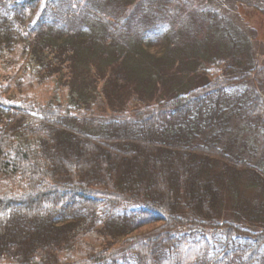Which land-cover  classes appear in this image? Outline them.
<instances>
[{"label":"trees","instance_id":"1","mask_svg":"<svg viewBox=\"0 0 264 264\" xmlns=\"http://www.w3.org/2000/svg\"><path fill=\"white\" fill-rule=\"evenodd\" d=\"M38 1L0 0V57L18 53L0 83V264H264V96L238 90L255 67L165 92L177 72L133 40L108 44L110 12ZM66 68L68 104L24 93V77L62 81ZM126 85L145 107L98 110ZM233 121L259 135L246 153Z\"/></svg>","mask_w":264,"mask_h":264},{"label":"rangeland","instance_id":"2","mask_svg":"<svg viewBox=\"0 0 264 264\" xmlns=\"http://www.w3.org/2000/svg\"><path fill=\"white\" fill-rule=\"evenodd\" d=\"M44 1L35 2L34 9L37 10ZM66 1L70 5L72 15H79L78 11L82 10L88 1L90 6L96 8L100 14L105 15L110 12L113 15L111 18L107 17L109 25L113 27V34H109L107 40L108 44H112L113 39L116 41L119 38L123 45L133 40V45L152 56L154 60L152 68L162 70L166 64L171 65L168 68L169 73L175 75L177 72L179 79L177 82L175 79L171 85L168 83L169 86L165 92L177 87L183 88L189 85L187 88H191L208 82L211 79L202 76L205 75L204 71L206 72L207 69H212L213 75L223 77L226 66L235 62L243 69L255 67L252 78L239 83L240 89L238 90L246 87L250 90L249 92H253L251 89L258 90L264 96V0H104L103 2L98 1L97 5L95 0ZM91 10L93 13L97 12L93 8ZM99 13H96V16L101 18ZM212 14L218 17L213 18L215 16ZM151 19L153 26H150L152 28L150 33L146 31L143 36L141 34L131 36L125 33V30H139L140 21H146V26L149 28ZM73 23L75 24V22ZM91 32L86 31L90 37L84 38L83 36V41L90 42ZM17 55L18 53H14L10 56L0 57V83L7 82L9 75L12 74L10 72L13 69L15 71V68L11 69L10 65L16 63ZM94 61L95 58L89 59L93 74L94 71H97ZM218 62H221L219 66L216 65ZM177 63H179L178 68H176ZM64 70L65 76L62 81H60L61 78H58L57 81H47L33 87L27 84L26 77L19 75L25 78L22 85L24 93L34 92L35 96L51 99L54 104H68L73 80L71 79L70 82L69 68ZM107 70L110 71V68ZM107 73L109 72H104L101 76H105ZM255 74L258 76L257 78H254ZM132 85H126L129 92H126L124 96L121 95L120 89L110 97L103 93L104 96L100 97L98 110L102 112H110L113 109L122 110L125 103L130 109L145 107L146 103L137 104L129 99L133 93L130 90ZM163 86L160 83V87ZM103 88L104 84L99 79V90H103ZM111 91L113 90L111 89ZM118 96L123 100L117 98ZM155 99L156 97L153 98V100ZM122 101L125 102L122 103ZM154 103L155 101H148L147 104ZM232 124L235 126L232 129L233 133L241 137L235 148L238 152L246 153L241 150L242 146L244 147V141L250 142L258 139L259 135L245 131L237 121H233ZM244 132H247L248 135H244ZM251 151L250 148L249 152ZM254 152L255 150L252 153ZM252 157L257 161L256 154ZM242 192L247 197L252 194V190L248 187H245Z\"/></svg>","mask_w":264,"mask_h":264}]
</instances>
